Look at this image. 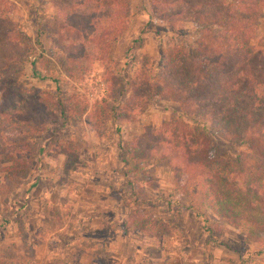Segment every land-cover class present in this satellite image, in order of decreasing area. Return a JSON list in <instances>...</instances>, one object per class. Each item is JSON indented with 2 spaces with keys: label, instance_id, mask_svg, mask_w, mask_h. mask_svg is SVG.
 Listing matches in <instances>:
<instances>
[{
  "label": "rangeland",
  "instance_id": "rangeland-1",
  "mask_svg": "<svg viewBox=\"0 0 264 264\" xmlns=\"http://www.w3.org/2000/svg\"><path fill=\"white\" fill-rule=\"evenodd\" d=\"M118 2L128 7L127 27L109 49L97 51L91 36L104 18L85 17L94 0H0V49L10 41L34 63L20 73L12 102L54 111L60 101L66 111L64 119L54 111L36 133L34 155L14 165L15 180L6 175L9 163L1 165L0 264H110V254L98 245L105 238L111 251L124 241L122 257L130 264H264V233L255 228L257 242L207 209L196 217L185 208L183 179L174 183L166 161L148 160L136 175L123 174L124 143L144 129L171 120L196 129L175 103L149 98L136 76L141 65L155 66L161 52L192 46L199 35L185 13L161 22L151 18L147 0ZM174 7L186 8L183 2ZM171 22L184 33L172 32ZM71 24L75 29L65 27ZM253 45H264V12ZM65 50L82 54L66 61V74L54 60ZM32 70L56 83L35 78ZM119 85L125 90L113 103L108 89L116 92ZM209 140L212 158L227 165L245 148ZM5 184L10 190L3 194Z\"/></svg>",
  "mask_w": 264,
  "mask_h": 264
},
{
  "label": "trees",
  "instance_id": "trees-1",
  "mask_svg": "<svg viewBox=\"0 0 264 264\" xmlns=\"http://www.w3.org/2000/svg\"><path fill=\"white\" fill-rule=\"evenodd\" d=\"M147 1L156 21H171L185 13L199 37L192 46L161 52L155 66L141 65L136 84L145 87L149 98L175 103L196 129L179 120L144 129L124 143L119 159L123 174L136 175L148 160L166 161L174 183L179 178L184 181L186 209L196 217H202L201 209H207L234 228L245 229L249 240L262 241L254 230L264 233V45L253 43L264 0ZM181 2L186 8L176 9L174 5ZM93 9L85 14L86 20L97 15L104 21L90 44L103 51L121 37L131 16L118 0H94ZM72 25L65 27L75 29ZM180 25L171 22V31L184 33ZM9 42L2 43L0 49V119L4 121L0 127V172L2 163H9L6 175L15 180L18 167L14 165L34 155L31 144L36 133L46 127L54 111L63 119L66 111L60 101L54 111L43 106L22 108L12 102L20 73L26 64L33 69L34 63L29 61L28 51H17L18 45ZM63 53L54 60L66 74L71 65L66 61H75L82 54ZM32 75L56 83L36 70ZM124 90V85L116 92L109 87L107 97L118 103ZM210 138L245 148L227 165L212 158ZM8 190L7 184L1 187L3 194Z\"/></svg>",
  "mask_w": 264,
  "mask_h": 264
},
{
  "label": "crops",
  "instance_id": "crops-1",
  "mask_svg": "<svg viewBox=\"0 0 264 264\" xmlns=\"http://www.w3.org/2000/svg\"><path fill=\"white\" fill-rule=\"evenodd\" d=\"M121 238L124 239L122 233H121ZM106 242H107V239H100V243L98 244L101 248H104L106 249V251L104 250V252H107L110 254L109 256V259H110V264H112L111 262V259H116V261H118V263H120L121 261H126V264H130L129 263V260H127L126 258L122 257L124 256V241H119L120 242V245L118 248L115 249V251H111V250H108L109 248L107 247L106 245ZM105 243V244H103ZM130 244V242L128 243V245ZM106 245V246H105ZM123 245V246H122ZM130 247L133 249L135 247H133L132 244H130ZM181 257V256H180ZM133 260V259H132ZM128 262V263H127ZM183 262H185V260H180V263L179 264H182ZM105 264H109L108 260L106 259L105 261ZM131 264H134L133 262Z\"/></svg>",
  "mask_w": 264,
  "mask_h": 264
}]
</instances>
